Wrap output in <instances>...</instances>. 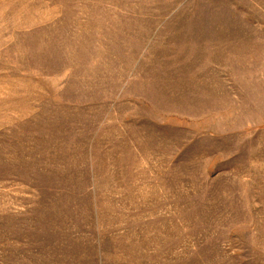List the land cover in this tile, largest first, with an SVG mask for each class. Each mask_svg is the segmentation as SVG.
<instances>
[{
  "label": "rangeland",
  "instance_id": "374dc122",
  "mask_svg": "<svg viewBox=\"0 0 264 264\" xmlns=\"http://www.w3.org/2000/svg\"><path fill=\"white\" fill-rule=\"evenodd\" d=\"M0 264H264V0H0Z\"/></svg>",
  "mask_w": 264,
  "mask_h": 264
}]
</instances>
